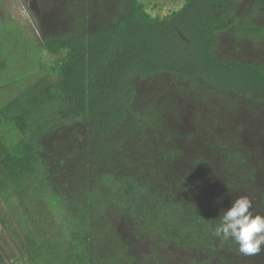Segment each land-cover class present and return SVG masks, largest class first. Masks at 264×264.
Segmentation results:
<instances>
[{
    "label": "trees",
    "instance_id": "16d2710c",
    "mask_svg": "<svg viewBox=\"0 0 264 264\" xmlns=\"http://www.w3.org/2000/svg\"><path fill=\"white\" fill-rule=\"evenodd\" d=\"M147 1L0 18V264H264L212 234L236 197L264 215V0Z\"/></svg>",
    "mask_w": 264,
    "mask_h": 264
},
{
    "label": "rangeland",
    "instance_id": "374dc122",
    "mask_svg": "<svg viewBox=\"0 0 264 264\" xmlns=\"http://www.w3.org/2000/svg\"><path fill=\"white\" fill-rule=\"evenodd\" d=\"M3 1H4L3 3L0 2V18H3L5 13H10L13 16V18L16 19L20 27L27 30L26 36L34 37L36 39L35 34L36 31L38 32V27L34 23V18L32 16L31 11L34 12L37 10V12H39L37 0H3ZM150 2L151 1H147V4H149V9L151 10V12L153 14H160L162 16L168 14V12L171 10L181 8L183 5L182 0H181V4L179 3V0H153L151 3ZM159 4H163V7L162 8L159 7ZM26 54H27L26 55L27 58L28 56L30 58L33 57V53L31 51L29 53L26 51ZM44 60L51 63L54 60V57L45 54ZM8 68L10 71L14 70L13 62H12V67L10 66ZM191 108L192 106L190 105L188 107L189 111ZM189 120H191V114L189 116ZM244 193L246 192H242V194ZM0 207H5V205L0 202ZM112 220L113 223L115 224V228L118 229L120 233H123L124 239L127 241L128 239H126V237L129 233L128 231H130L131 229L130 227L131 225L129 226L126 223V219L124 217L117 216ZM131 246L135 256L141 257L142 255L147 254L151 256V259L157 261L158 259H161L164 264H193V259L191 257L189 258L186 252L180 250L176 245L172 243H163L161 246H158V244H156L155 242L152 243L150 241H146V242L137 241L134 244L131 242Z\"/></svg>",
    "mask_w": 264,
    "mask_h": 264
},
{
    "label": "clouds",
    "instance_id": "9594fccd",
    "mask_svg": "<svg viewBox=\"0 0 264 264\" xmlns=\"http://www.w3.org/2000/svg\"><path fill=\"white\" fill-rule=\"evenodd\" d=\"M252 200L247 196L236 197L231 206L222 210L219 223L212 234L238 245L239 253L254 256L264 251V215L254 214Z\"/></svg>",
    "mask_w": 264,
    "mask_h": 264
}]
</instances>
